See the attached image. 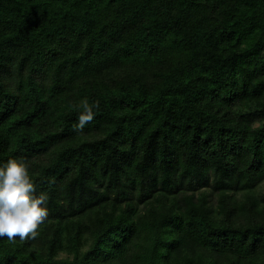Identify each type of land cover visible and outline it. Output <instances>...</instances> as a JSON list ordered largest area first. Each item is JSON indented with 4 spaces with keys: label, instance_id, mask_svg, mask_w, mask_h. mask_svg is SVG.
Here are the masks:
<instances>
[{
    "label": "trees",
    "instance_id": "1",
    "mask_svg": "<svg viewBox=\"0 0 264 264\" xmlns=\"http://www.w3.org/2000/svg\"><path fill=\"white\" fill-rule=\"evenodd\" d=\"M9 159L48 217L0 264H264V0H0Z\"/></svg>",
    "mask_w": 264,
    "mask_h": 264
},
{
    "label": "clouds",
    "instance_id": "2",
    "mask_svg": "<svg viewBox=\"0 0 264 264\" xmlns=\"http://www.w3.org/2000/svg\"><path fill=\"white\" fill-rule=\"evenodd\" d=\"M82 111L73 125L76 131H83L94 119L93 108L99 103L89 104L84 98ZM36 186L29 176L28 165L17 159H9L0 166V238L10 243L16 238L21 241L36 239L37 229L47 219L46 194L35 195Z\"/></svg>",
    "mask_w": 264,
    "mask_h": 264
}]
</instances>
